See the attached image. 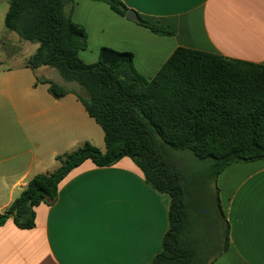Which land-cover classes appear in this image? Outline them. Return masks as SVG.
<instances>
[{"label": "crops", "instance_id": "1", "mask_svg": "<svg viewBox=\"0 0 264 264\" xmlns=\"http://www.w3.org/2000/svg\"><path fill=\"white\" fill-rule=\"evenodd\" d=\"M122 1L176 34L157 35L105 2L76 0L73 21L88 34L83 61L97 62L103 47L129 51L147 80L180 47L264 65V0ZM9 2L0 0L2 213L36 175L58 168L57 156L97 138L78 92L55 98L48 84H36L49 69L26 66L38 44L6 28ZM217 184L225 220L210 234L213 264H264V160L228 166ZM170 210L171 197L149 186L131 158L104 168L87 161L61 183L54 203L36 208L34 228L21 229L13 219L0 226V264H152L163 250Z\"/></svg>", "mask_w": 264, "mask_h": 264}, {"label": "trees", "instance_id": "2", "mask_svg": "<svg viewBox=\"0 0 264 264\" xmlns=\"http://www.w3.org/2000/svg\"><path fill=\"white\" fill-rule=\"evenodd\" d=\"M75 1L10 0L5 26L20 39L38 44L28 68H55L63 79L87 91L88 98L76 95L103 130L106 150L86 142L57 156L54 172L36 175L11 206L0 211V226L13 219L21 229L34 228L36 208L57 200L61 183L74 169L87 161L111 167L128 157L149 186L171 197L170 227L152 264H213L210 234L225 216L218 187L217 208L211 209L206 186L211 179L217 183L232 164L264 160V65L184 47L150 80L137 71L129 51L103 47L99 60L87 63L79 53L88 46V34L73 21ZM97 1L123 17L130 11L122 0ZM138 16L137 23L157 35L176 34L171 26ZM38 83L48 84L55 98L68 94L37 76ZM173 151H190L205 169L182 175L172 161ZM227 224L224 250L229 246Z\"/></svg>", "mask_w": 264, "mask_h": 264}, {"label": "rangeland", "instance_id": "3", "mask_svg": "<svg viewBox=\"0 0 264 264\" xmlns=\"http://www.w3.org/2000/svg\"><path fill=\"white\" fill-rule=\"evenodd\" d=\"M47 68L49 69V72L40 73L39 77L41 79H47V80L53 81L57 83L58 85H60L67 92L76 91L83 97L88 98L87 91L84 88H82L79 84L75 82L66 81L65 79L62 78V76L59 74V72L55 68H52V67H47ZM91 121H92V124L91 126H89L91 128V132L92 134L97 135V138L93 139L95 143L94 144L92 143V144L97 146L99 149H101L104 152L106 150L104 133L102 129L100 128V126L96 124L94 120H91ZM85 138H88L86 131H85ZM172 161L174 165L177 167V169L180 171V173L184 176H188L189 173H193V172L199 173L200 171L205 169V165L202 162H200L190 151H173ZM216 187H218V184L215 183L213 179L209 180L206 186V195L211 200L209 202V206L211 207V209L217 208L216 203H215Z\"/></svg>", "mask_w": 264, "mask_h": 264}, {"label": "water", "instance_id": "4", "mask_svg": "<svg viewBox=\"0 0 264 264\" xmlns=\"http://www.w3.org/2000/svg\"><path fill=\"white\" fill-rule=\"evenodd\" d=\"M126 17L128 19H130V20H133V21H138L139 20V16H138L137 12L134 11V10L128 11Z\"/></svg>", "mask_w": 264, "mask_h": 264}]
</instances>
